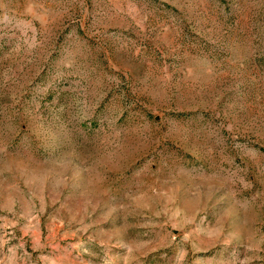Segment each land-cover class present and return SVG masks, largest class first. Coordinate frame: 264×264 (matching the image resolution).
<instances>
[{"label": "rangeland", "instance_id": "rangeland-1", "mask_svg": "<svg viewBox=\"0 0 264 264\" xmlns=\"http://www.w3.org/2000/svg\"><path fill=\"white\" fill-rule=\"evenodd\" d=\"M0 264H264V0H0Z\"/></svg>", "mask_w": 264, "mask_h": 264}]
</instances>
